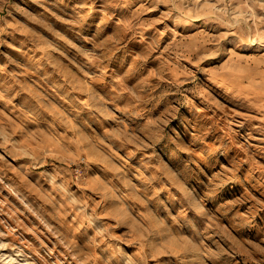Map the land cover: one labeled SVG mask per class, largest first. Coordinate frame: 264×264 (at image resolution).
Here are the masks:
<instances>
[{
  "label": "rangeland",
  "instance_id": "374dc122",
  "mask_svg": "<svg viewBox=\"0 0 264 264\" xmlns=\"http://www.w3.org/2000/svg\"><path fill=\"white\" fill-rule=\"evenodd\" d=\"M0 264H264V0H0Z\"/></svg>",
  "mask_w": 264,
  "mask_h": 264
}]
</instances>
